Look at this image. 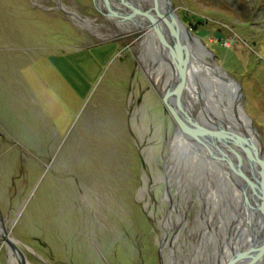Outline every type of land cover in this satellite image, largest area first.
Instances as JSON below:
<instances>
[{"label":"rangeland","instance_id":"obj_1","mask_svg":"<svg viewBox=\"0 0 264 264\" xmlns=\"http://www.w3.org/2000/svg\"><path fill=\"white\" fill-rule=\"evenodd\" d=\"M60 1L98 34L59 0H0V219L26 264H161L177 126L138 60L147 31L123 32L102 3ZM170 2L205 61L238 83L264 156V0ZM9 252L0 240V264Z\"/></svg>","mask_w":264,"mask_h":264},{"label":"bare ground","instance_id":"obj_2","mask_svg":"<svg viewBox=\"0 0 264 264\" xmlns=\"http://www.w3.org/2000/svg\"><path fill=\"white\" fill-rule=\"evenodd\" d=\"M31 1L41 5L43 0ZM137 2L147 7L152 6L151 0H137ZM56 7L70 21L74 20L73 23L79 28L90 31V27L94 26L93 21L82 18L76 10L66 7L60 0L56 3ZM116 8L121 14H118V19H113V21L121 22L119 29L123 32L147 31L142 34L136 45L139 63L146 76L153 78L159 87H166L173 73L174 61L171 54L161 44L154 30L147 27L148 23L145 19L120 18L122 12H127V10L122 5ZM161 26L165 33L166 43L172 47L165 26L163 24ZM183 34L189 50V59L186 68L188 87L186 86L182 93V101L185 115L192 119L190 123L183 117V121L192 130H196L200 125L209 130H227L238 138L239 136L235 134L243 135L244 132L240 125L233 121V118L230 119L232 100L235 96L234 87L220 83L217 76L220 73L212 63L206 62L202 57L206 53L201 52L200 43L189 36L187 31H183ZM238 107L244 109L242 103H239ZM137 127L141 131V126ZM245 131L246 137L250 138L249 141L246 140L249 142L247 146L233 142L229 145L239 157L242 170L244 169L247 174L256 178L254 169L257 162L252 155H247V152H251L257 138L254 134L250 135L247 130ZM166 145L170 156L167 159L165 176L162 178H166L169 184L164 196L168 202V209L160 218V225L162 230H174V233L168 240H164L168 245L170 255L168 254V258L167 255H163L161 264H230L235 255L242 254L245 250L263 243L264 217L258 208L246 206L241 197L238 177L224 163L221 164L217 158L215 159L213 155L215 152L210 153L202 146H196L184 138L178 129L172 137L167 139ZM234 162H237L236 159ZM182 179L184 181L177 188L178 198H174L170 192L172 182H180ZM190 188L195 193L198 192V198L192 197L194 193L191 190L188 191ZM249 190L255 201L259 202L256 192L250 188ZM189 210L193 211L190 221L186 216ZM3 235L4 230L0 223L2 242ZM11 251L15 255L8 253V264H20L17 254ZM14 256L17 258V263ZM241 259L237 264H264V253L256 258Z\"/></svg>","mask_w":264,"mask_h":264},{"label":"water","instance_id":"obj_3","mask_svg":"<svg viewBox=\"0 0 264 264\" xmlns=\"http://www.w3.org/2000/svg\"><path fill=\"white\" fill-rule=\"evenodd\" d=\"M92 2L101 13H103V11L100 10V4L102 3L108 10L112 11L110 15L118 18V14L121 13L118 11V8L113 6V4H118L127 9V12H122V17L120 18L131 20L134 18H143L147 21V27L149 26L154 30V33L159 38L161 44L167 52L171 54L174 61L172 64V78L165 87L163 94H159V98L165 112H167L184 138L190 140L196 144V146H202L210 153L215 152L213 153L215 159L217 158L221 164L224 163L226 167L230 169L236 177H238V180L240 181L239 188L242 193L241 197L243 198L246 206L258 208L259 212L264 217V156L262 153V145L252 125L251 118L248 117L244 109H239L238 107L241 98L238 83L221 70L215 60L214 62L210 61V63H213L214 68L220 73V75L217 74L220 83H226L234 87L235 96L234 100H232L233 104L231 106L230 119L233 118V121L240 125L241 130L244 132L243 135L235 134L236 136H239L237 138L231 135L227 130H209L200 125L196 128V130L188 128L189 126L183 121V117L185 120L190 121V123L192 119L185 115L184 103L182 101V93L187 86L186 68L189 59V50L183 34V31H187V29L175 14L170 0H151L152 6L150 7L139 4L137 0H92ZM112 2L113 4H111ZM105 14L108 15L109 12ZM162 24L166 28L172 47L168 46L166 43L165 33L161 26ZM187 33L200 43L202 48L201 52L206 53L202 57L206 60L207 58H211L212 60L214 57L212 52L208 50L198 38L191 35L188 31ZM245 130H247L250 135L251 133L254 134L257 138V142L254 145L250 141V144L253 145V147L250 153L247 152V155H252L257 162V166L254 169V171H256V178L247 174L244 169L242 170L239 157L231 150L229 145L230 142H233L241 143L240 145H244V147L247 146L249 144L248 139L250 138L246 137L247 134ZM235 159L237 162H234ZM249 188L256 192L259 202H256L252 197ZM0 223L4 230L2 240L6 244V249H11L17 254L20 264H26L23 253L17 247V241L8 236L10 230L4 226L2 221H0ZM262 253H264V242L251 249L249 248L245 250L242 254L235 255L230 264H237L238 261L242 260L241 258H243V260H247V258L252 259L253 257L256 258Z\"/></svg>","mask_w":264,"mask_h":264}]
</instances>
